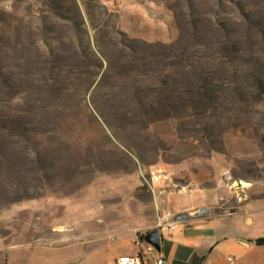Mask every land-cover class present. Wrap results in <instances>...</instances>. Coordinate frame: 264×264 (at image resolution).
Returning <instances> with one entry per match:
<instances>
[{
  "label": "rangeland",
  "instance_id": "1",
  "mask_svg": "<svg viewBox=\"0 0 264 264\" xmlns=\"http://www.w3.org/2000/svg\"><path fill=\"white\" fill-rule=\"evenodd\" d=\"M134 199L264 239V0H0V252L110 264Z\"/></svg>",
  "mask_w": 264,
  "mask_h": 264
},
{
  "label": "crops",
  "instance_id": "2",
  "mask_svg": "<svg viewBox=\"0 0 264 264\" xmlns=\"http://www.w3.org/2000/svg\"><path fill=\"white\" fill-rule=\"evenodd\" d=\"M145 6L150 12L154 5L146 2ZM147 10L143 11L141 9L144 13ZM199 191L184 189L179 194H188L191 198H195ZM132 203H139L138 205L143 209L144 216L141 217L139 225L135 226L132 231H116L124 246L120 249H115V253L111 256L110 264H116L117 258L123 255L136 254L140 248L137 232L154 228L156 225V211L152 209L147 211V206L137 199L132 200L127 207L134 206ZM204 207H210L211 212L200 217L191 216V213ZM148 212L150 215H146ZM238 213L218 215L214 210L213 204L208 205L198 202L181 208L174 215H186V217L180 221L174 230L161 233L162 250L159 253L160 256L165 259L166 264H264V245L259 246L255 243V238L250 234L242 220L228 221V218H237ZM72 227L69 228L72 230ZM64 232L66 233V231ZM55 233L63 232L57 230ZM116 234L115 236L107 235V237L115 241L117 239ZM102 242V240L96 241L94 249L103 248ZM8 253L7 258L4 252H0V264H10L11 250Z\"/></svg>",
  "mask_w": 264,
  "mask_h": 264
},
{
  "label": "built area",
  "instance_id": "3",
  "mask_svg": "<svg viewBox=\"0 0 264 264\" xmlns=\"http://www.w3.org/2000/svg\"><path fill=\"white\" fill-rule=\"evenodd\" d=\"M181 220L170 211H163L158 215L155 228L162 232L172 231ZM146 235V234H145ZM139 250L134 255H123L116 260V264H166L156 248L144 240L139 241Z\"/></svg>",
  "mask_w": 264,
  "mask_h": 264
},
{
  "label": "water",
  "instance_id": "4",
  "mask_svg": "<svg viewBox=\"0 0 264 264\" xmlns=\"http://www.w3.org/2000/svg\"><path fill=\"white\" fill-rule=\"evenodd\" d=\"M210 212H211L210 207H204V208H200V209L196 210L195 212L191 213V216L192 217H200V216L207 215ZM185 217H186V215H179L178 219L182 220ZM145 241L147 243L151 244L152 246H154L158 253L161 252V250H162V234H161V231L159 229H155L153 231L148 232L145 235Z\"/></svg>",
  "mask_w": 264,
  "mask_h": 264
},
{
  "label": "trees",
  "instance_id": "5",
  "mask_svg": "<svg viewBox=\"0 0 264 264\" xmlns=\"http://www.w3.org/2000/svg\"><path fill=\"white\" fill-rule=\"evenodd\" d=\"M137 238H138L139 240H144L145 235H144V234H141V233H139V232H137ZM255 243H256L257 245H259V246H263V245H264V239L257 240V241H255Z\"/></svg>",
  "mask_w": 264,
  "mask_h": 264
},
{
  "label": "bare ground",
  "instance_id": "6",
  "mask_svg": "<svg viewBox=\"0 0 264 264\" xmlns=\"http://www.w3.org/2000/svg\"><path fill=\"white\" fill-rule=\"evenodd\" d=\"M245 186H249V184L248 183H245Z\"/></svg>",
  "mask_w": 264,
  "mask_h": 264
}]
</instances>
